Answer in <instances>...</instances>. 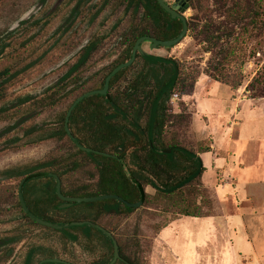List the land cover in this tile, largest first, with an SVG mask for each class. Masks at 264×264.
I'll return each mask as SVG.
<instances>
[{"label":"trees","instance_id":"trees-1","mask_svg":"<svg viewBox=\"0 0 264 264\" xmlns=\"http://www.w3.org/2000/svg\"><path fill=\"white\" fill-rule=\"evenodd\" d=\"M206 1L190 0L196 13L188 19L194 39L205 52L211 53L204 72L213 80L239 89L245 78V65L255 59V70L246 90L253 99L264 98V0H213L217 6L215 10L207 8ZM120 4L125 6L127 17L121 35L123 49L110 69L107 67L81 82H75L76 86L68 89L69 82L79 76L74 74L88 66L99 49V41L92 39L48 93L40 97L28 95L21 100L22 105L29 104L27 114L33 116L36 111L55 107L72 96L60 116V125L52 130L43 129L37 140L55 139L64 141V144L46 159L0 171L2 179H16L13 190H8L7 195L12 197L18 217L30 226L58 234L65 244V255L69 253V242H80L78 231L88 241H93L95 234L104 238L108 249L87 264H109L114 257V244L98 228L89 224L71 225L73 221L93 222L115 236L123 258L115 264H143L138 242H133L121 232L120 226L125 218L141 207L154 208L162 216V220L153 225L159 234L182 216L213 214L214 201L207 188L202 187L206 168L201 157L202 153L212 151V143L204 146L203 142H199L198 147L194 148L181 140L178 130L168 131L169 123H182L185 120L183 112L175 116L172 98L177 91L183 95L195 92L201 73L199 69L187 70L175 58L138 53L130 66L112 77L106 95L85 97L68 115L80 96L104 88L112 70L132 57L133 48L140 37L150 35L168 40L176 38L183 30L182 20L172 18L157 0H121ZM214 12L220 15V20L211 16ZM122 21L119 20L114 28L117 29ZM259 54L263 57L256 60ZM7 71H0V99L12 78L11 75L6 77ZM191 115L189 117L192 119ZM66 122L72 134L93 151L79 148L68 134ZM167 149H171V152H166ZM56 177L61 180V190L66 197L116 194L140 205L131 207L111 198L75 202L61 208L65 201L57 193ZM148 186L155 189L154 194L147 191ZM20 187L32 213L64 227L53 228L33 220L22 205ZM3 204L7 202L0 201V206ZM4 211L1 209L0 213ZM20 232L22 230H15L0 238V258L3 261L13 255L15 246L22 240ZM41 249L37 245L29 249L24 264H33L37 255L42 253ZM43 253L38 264L51 257L79 264L72 254L65 257L53 246L44 248Z\"/></svg>","mask_w":264,"mask_h":264},{"label":"rangeland","instance_id":"rangeland-1","mask_svg":"<svg viewBox=\"0 0 264 264\" xmlns=\"http://www.w3.org/2000/svg\"><path fill=\"white\" fill-rule=\"evenodd\" d=\"M77 2L0 0V71L8 69L6 77H12L0 99V171L46 159L64 144L55 139L37 140L43 129L52 130L60 125V116L72 96L55 107L36 111L33 116L27 114L29 104L22 105V98L48 93L93 36L104 37L99 52L90 65L74 74L80 77L69 82L68 89H73L75 82L110 69L122 52L121 35L127 20L124 6L112 0L100 10L103 0H88L72 19L70 15ZM94 2L96 6L92 8ZM167 2L172 4L174 0ZM205 6L210 10L217 8L213 0H207ZM33 8H37L36 12L23 20ZM195 13L190 5L185 16L189 19ZM211 16L220 20L217 12ZM119 20L123 21L115 29ZM193 33L188 30L186 37L173 47L152 48L150 42H144L143 49L175 58L187 70L201 71L192 95L177 91L172 98L175 116L183 112L185 120L169 123L168 131L178 130L181 140L194 148L199 142L216 146L221 156L216 152L202 156L207 168L202 187L209 191L214 201L212 211L217 215L182 216L158 234L153 225L162 216L154 208L141 207L124 219L120 229L128 239L138 242L143 264H264V98L253 99L246 90L255 70V59L245 65L241 87L233 89L204 72L211 53L203 50ZM258 56L256 60L263 57ZM15 184L16 179L4 180L0 176V201L7 202L0 206V210H6L0 213V238L19 229L23 238L10 258H0V264H24L28 250L36 245L42 253L33 264H38L47 246H53L65 257L72 254L79 264L93 261L108 249L99 234L88 241L78 231L80 242H69L70 254L65 255L66 247L58 234L30 226L18 217L13 199L7 195ZM147 191L155 193L152 186Z\"/></svg>","mask_w":264,"mask_h":264},{"label":"water","instance_id":"water-1","mask_svg":"<svg viewBox=\"0 0 264 264\" xmlns=\"http://www.w3.org/2000/svg\"><path fill=\"white\" fill-rule=\"evenodd\" d=\"M160 5L171 14L172 18L176 19L179 18L182 20L183 22V30L182 32L173 39H168V40H162V39H158L156 37L150 36V35H145L140 37L136 43L135 46L133 48V52H132V57L126 61L121 63L120 65H118L116 68H114V70L107 76L106 78V82H105V86L102 89H97V90H92L89 91L87 93H85L84 95L80 96L75 103L73 104V106L70 108L68 115L71 114L73 108L80 102L82 101L85 97H88L90 95H94V94H104L106 95L108 93L109 87H110V82L112 77L117 74L120 70H122L125 67L130 66L136 59V56L138 53L141 54H145V50L142 47V44L144 42H150L151 47L152 48H158V47H165V48H169V47H173L177 44H179L187 35L188 30H189V26H188V19L185 16V12L186 10L190 7V0H185V3L183 4V6L181 5H171L170 3L167 2V0H157ZM179 1V0H177ZM37 10V8H33L32 10H30L22 19H27L28 17H30L33 13H35ZM67 118V122H68ZM66 122V129L68 134L70 135V137L73 139V141L79 146V148H81L82 150L85 151H93L92 148H88L86 146H84L70 131L69 126ZM166 152H171V149H167L165 150ZM51 174V173H50ZM52 175V174H51ZM58 184H57V193L58 195L65 201L60 207L61 208H66L71 206L73 203L77 202V203H82V202H94V201H98V200H104V199H118L122 202H124L126 205L131 206V207H138L140 204L139 203H130L126 200H124L121 196L116 195V194H105V195H99V196H88V197H78V196H74V197H66L63 195L62 190H61V180L59 179V177H56ZM22 185V184H21ZM20 198H21V202L22 205L24 207L25 212L36 222L43 224L45 226H49V227H53V228H58V229H62L64 227V225L62 224H58V223H53L47 220H44L43 218L38 217L37 215H35L34 213H32L29 208L27 207L24 197H23V193L20 187ZM84 224H89L91 226H94L96 228H98L99 230L103 231L113 242L114 244V257L111 260V262L109 264H115L119 259H121V254L119 251V243L117 241V239L115 238V236L109 232L107 229H105L103 226L95 224L93 222L90 221H73L71 222V225H84ZM46 262H54V263H61V264H74L70 261L64 260L62 258H58V257H51V258H45L43 259L39 264H43Z\"/></svg>","mask_w":264,"mask_h":264},{"label":"flooded vegetation","instance_id":"flooded-vegetation-1","mask_svg":"<svg viewBox=\"0 0 264 264\" xmlns=\"http://www.w3.org/2000/svg\"><path fill=\"white\" fill-rule=\"evenodd\" d=\"M87 1L88 0H78V2H77V4L75 5V7H74V9L76 10V11H74V9L72 10V13H71V15H70V17H72V19L76 16V14L78 13V11H79V9H80V7H81V5H84V4H86L87 3ZM119 2H121V0H118ZM110 2H112V0H103V2L100 4V6L98 7V9H103V8H105L106 6H108L109 5V3ZM60 3V2H59ZM58 3V4H59ZM185 3V0H179V1H177V0H174V2L171 4V5H174V4H177V5H181V6H183V4ZM96 6V3L94 2V3H92L91 4V7L93 8V7H95ZM124 6V5H123ZM124 8H125V6H124ZM95 16H96V14H95ZM115 25V24H114ZM92 39H96V40H98L99 41V45H98V48L100 49V47H101V43H102V40L104 39V37H99V36H93L91 39H89V41L90 40H92ZM88 41V42H89ZM88 42H86L84 45H83V47L88 43ZM151 45V44H150ZM82 47V48H83ZM142 47H143V44H142ZM99 49L97 50V52H99ZM145 53H147V51H145ZM139 54H141V53H139ZM96 55V54H95ZM121 55V54H120ZM141 55H144V54H141ZM77 61V60H76ZM75 61V62H76ZM128 61V60H127ZM115 63V62H114ZM73 65V64H72ZM71 65V66H72ZM89 65H90V62H89ZM120 65V64H119ZM117 67V66H116ZM82 70H84V68H82ZM114 70V69H113ZM112 70V71H113ZM119 260H123V258L121 257V259H119ZM42 261V260H41ZM40 261V262H41ZM39 262V263H40ZM44 264V263H43Z\"/></svg>","mask_w":264,"mask_h":264},{"label":"crops","instance_id":"crops-1","mask_svg":"<svg viewBox=\"0 0 264 264\" xmlns=\"http://www.w3.org/2000/svg\"><path fill=\"white\" fill-rule=\"evenodd\" d=\"M229 150H230V149H228V151H229ZM210 152H213V153L216 152V155H217V156H221V155H219V154L217 153V151H216V146L214 145V143H212V151H210ZM206 153H209V152H206ZM206 153H202V154H201V157H202L204 154H206ZM205 168H206V167H205ZM206 170H207V168H206ZM205 172H206V171H205ZM204 175H205V173L203 174V176H204ZM217 203H218V202H217ZM220 208H221V204H220ZM221 210H222V209H221ZM221 212L223 213V210H222ZM230 214H231L232 216H236V214H232V213H230ZM216 215H217V214H212V215H210V216H216ZM174 221H175V220H174ZM174 221H173V222H174ZM173 222H172V223H173ZM172 223H171V224H172ZM171 224H170V225H171ZM167 227H168V226H167ZM163 230H164V229H163ZM161 232H162V231H161ZM159 234H160V233H159Z\"/></svg>","mask_w":264,"mask_h":264}]
</instances>
